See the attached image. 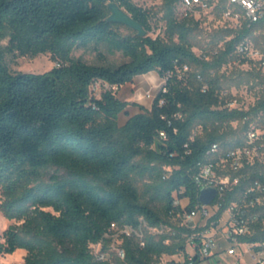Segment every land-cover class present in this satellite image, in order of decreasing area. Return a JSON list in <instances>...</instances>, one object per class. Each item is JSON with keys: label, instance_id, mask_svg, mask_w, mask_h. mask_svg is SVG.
<instances>
[{"label": "trees", "instance_id": "16d2710c", "mask_svg": "<svg viewBox=\"0 0 264 264\" xmlns=\"http://www.w3.org/2000/svg\"><path fill=\"white\" fill-rule=\"evenodd\" d=\"M179 2L163 0L164 37H153L150 10L132 0H0V41L8 39L7 50L32 58L50 54L58 64L44 73H13L0 50V210L21 222L0 235V256L24 249V264H182L162 260L184 254L191 233L171 219L173 194L183 189L180 196L191 199L189 208L198 202L199 164L212 144L239 146L249 123L264 129V94L246 111L225 106L243 73L226 76L221 70L233 58L246 63L234 49L254 29L215 30L202 46L194 41L199 20L178 18ZM111 3L147 35L109 21ZM224 4L220 0L218 12ZM99 44L129 61L111 68L72 56L77 48ZM195 46L208 58L201 59ZM184 65L189 71H182ZM153 71L165 82L151 108L139 106L124 124L119 118L130 103L116 92L99 97L91 92L95 81L121 87ZM247 74L264 82L259 72ZM244 116H249L245 126L231 124ZM246 184L241 180L227 193L224 207ZM141 219L172 228L175 235L145 233L143 245L125 237L123 259L95 258L91 245L107 250L114 240L112 224L138 227ZM255 229L239 240L264 239L262 223Z\"/></svg>", "mask_w": 264, "mask_h": 264}, {"label": "built area", "instance_id": "2783aa9c", "mask_svg": "<svg viewBox=\"0 0 264 264\" xmlns=\"http://www.w3.org/2000/svg\"><path fill=\"white\" fill-rule=\"evenodd\" d=\"M224 1L220 13L230 28L236 31L254 29L253 37H247L235 45L234 55L246 60L243 65L257 68L264 78V0ZM219 3L220 0H180L182 11L179 18H201V13L208 9L211 12L217 11ZM230 39L231 37L227 38ZM222 45L223 43L219 46ZM197 55L201 59L208 58L203 52ZM229 64L240 65L236 58L231 59ZM182 71H189V67L184 65ZM198 79L202 81L200 76ZM119 88L116 84L99 80L92 84L91 92L99 97L102 91L117 92ZM203 88L205 90L206 86ZM223 95H227V92H223ZM147 97L151 98L152 94L148 92ZM225 106L229 109L238 108L232 99ZM248 121L249 116H244L231 124L235 127L245 126ZM207 156L199 164V171L194 178L198 202L189 208L191 199L180 196L183 189L173 194L172 205L176 212L170 213L171 219L178 226L189 229L191 233L187 235L186 252L168 259L182 264H226L217 256V250L225 244V252L233 258V264H244L245 258L250 264H264V239L256 242L239 240L240 237L252 236L256 232L257 223L264 226V129L251 122L244 129L243 142L239 146L224 148L215 143L209 148ZM241 180L247 182L243 192L224 207L227 193L233 191ZM203 190L216 191L210 204L200 201ZM141 220L138 227L112 224V244L121 242L125 237H135L143 245L145 233L156 235L168 231L175 235L172 228L151 227ZM169 242V239L165 240V243ZM91 247L95 258L104 261V251L97 250V247L103 248L102 244H93ZM124 255V249L120 246L117 256L123 259Z\"/></svg>", "mask_w": 264, "mask_h": 264}, {"label": "rangeland", "instance_id": "374dc122", "mask_svg": "<svg viewBox=\"0 0 264 264\" xmlns=\"http://www.w3.org/2000/svg\"><path fill=\"white\" fill-rule=\"evenodd\" d=\"M132 2L137 6L150 10L152 15L151 24L153 27V30L150 33L151 36L156 37L160 35L161 37H164L165 22L162 20L163 0H132ZM181 11V7L178 4L176 8L178 18ZM197 20L200 22L201 29L194 41L201 42L202 46H208V39H206V37L210 33L222 28H230L223 20L221 13L218 11L211 12V9L201 13V18L197 17ZM120 31L125 34L127 33L124 29H120ZM7 46V38L0 41V50L3 53L4 63L13 73L24 72L39 74L51 70L56 65V62L51 59L50 54L39 55L34 58L21 56L18 53L9 52ZM193 51L196 54L202 52L197 46L193 48ZM72 56L76 59H82L92 65H104L111 68H115L124 62L129 61V58L122 52L111 50L106 44L90 45L87 48H77L72 52ZM248 72L257 74L258 69L251 65L227 64L221 70V73L226 76H230L233 73H243L242 83L239 86H233L229 89L235 106L242 108L243 110H248L254 106L264 94V82L259 77L254 78L253 76L248 75ZM164 82L165 80L155 71L139 75L136 76L132 82L124 85L123 88L120 87L116 92L117 97L126 99V101L131 104V110L133 111L139 110L140 105L150 108L157 92ZM122 91L124 93H122ZM148 92L152 94L151 98L147 97ZM260 118L264 120V115L260 116ZM124 120V115H121L119 119L120 124H122ZM20 224L21 222L19 221L7 219L0 210V235H2L9 227ZM119 247L120 242H116L109 245L107 250H103L102 247H97V250L104 251V261L114 263L115 257L117 256V249ZM26 255V250L18 249L12 254L1 255L0 264H24ZM167 259L168 258L166 257L162 258L163 261H166ZM245 261L248 262V259H245Z\"/></svg>", "mask_w": 264, "mask_h": 264}, {"label": "water", "instance_id": "95a60500", "mask_svg": "<svg viewBox=\"0 0 264 264\" xmlns=\"http://www.w3.org/2000/svg\"><path fill=\"white\" fill-rule=\"evenodd\" d=\"M111 15L109 21L125 25L136 31L139 36H146L147 32L128 12L121 8L116 3L109 5ZM216 196L215 190H203L200 194V201L205 204H210Z\"/></svg>", "mask_w": 264, "mask_h": 264}, {"label": "crops", "instance_id": "0c3cea01", "mask_svg": "<svg viewBox=\"0 0 264 264\" xmlns=\"http://www.w3.org/2000/svg\"><path fill=\"white\" fill-rule=\"evenodd\" d=\"M128 84V83H127ZM127 84H125V85H127ZM122 88L124 87V85L123 86H121ZM123 90V89H122ZM124 91V90H123ZM122 91V93H124ZM121 99V98H120ZM121 100H123V101H126V99H121ZM127 102V101H126ZM141 106V105H140ZM144 108H147L146 106H144ZM151 108V107H150ZM150 108H147V109H150ZM139 112V110H135V111H133V110H131V104L128 106V109H127V111H125L122 115H124V118H125V120H124V122L122 123V124H124L125 122H126V120L129 118V116L130 115H133V114H136V113H138ZM120 119V118H119ZM225 249H226V247H225V244H222V248L220 249V250H217V256H218V258L219 259H222L223 261H225L226 262V264H233V258L231 257V256H228L227 254H226V252H225ZM245 259H247V258H245ZM244 264H249V261L247 262V261H245L244 260Z\"/></svg>", "mask_w": 264, "mask_h": 264}]
</instances>
